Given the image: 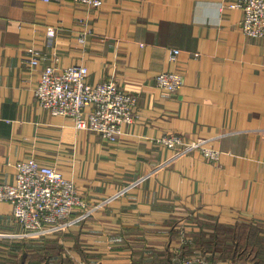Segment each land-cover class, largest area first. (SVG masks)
<instances>
[{"label":"crops","instance_id":"obj_1","mask_svg":"<svg viewBox=\"0 0 264 264\" xmlns=\"http://www.w3.org/2000/svg\"><path fill=\"white\" fill-rule=\"evenodd\" d=\"M235 1L0 0V182L34 156L87 203L84 215L28 231L0 201V264H178L197 251L202 223L264 229V38L244 33ZM84 23L93 33L80 42ZM77 63L92 84L115 80L137 96L139 117L118 141L39 104L43 69ZM162 71L181 72L182 89H161ZM171 134L205 140L220 159L168 147Z\"/></svg>","mask_w":264,"mask_h":264},{"label":"built area","instance_id":"obj_2","mask_svg":"<svg viewBox=\"0 0 264 264\" xmlns=\"http://www.w3.org/2000/svg\"><path fill=\"white\" fill-rule=\"evenodd\" d=\"M88 7H98L103 0H69ZM231 7L243 11L241 28L247 36L264 38V0H236ZM80 42H85L93 29L84 23ZM55 28L49 27V34ZM180 49L169 50V60L175 62ZM198 55V53L196 54ZM39 59L33 56L31 64ZM156 84L167 92H178L184 85V77L178 71H162L156 76ZM39 104L54 115L74 119L78 130L97 132L110 142L119 140L123 127L139 117L138 98L115 80L98 84L89 81V69L77 63L67 67L47 65L35 88ZM161 141L180 153L200 150L211 161L220 159L221 151L207 146L206 141H185L178 134L166 135ZM16 179L13 183L0 182V201L10 202L15 220L28 231H42L58 227L72 219L77 211L86 213L87 203L75 183L64 177L59 168L41 163L34 156L16 163ZM191 243V241H190ZM178 264H210L207 255L195 252L184 256Z\"/></svg>","mask_w":264,"mask_h":264},{"label":"trees","instance_id":"obj_3","mask_svg":"<svg viewBox=\"0 0 264 264\" xmlns=\"http://www.w3.org/2000/svg\"><path fill=\"white\" fill-rule=\"evenodd\" d=\"M203 229L194 234V246L197 251L200 249L203 253L210 254V258L215 259L218 251L228 252L223 254L224 259L230 258L228 261L236 262L237 259H248L250 257L255 258L251 261L252 264H264V243L263 238L258 237L257 234L264 233V229L256 223L239 222L234 225H225L217 221H210L202 223ZM226 228L225 232L229 236L226 239L229 244L224 247H220L218 240L221 238L219 228ZM208 228V230L204 229ZM223 245V243H222ZM212 254L208 251V249ZM222 248V249H221ZM239 257V258H237ZM251 259V258H250ZM216 261V260H214Z\"/></svg>","mask_w":264,"mask_h":264},{"label":"rangeland","instance_id":"obj_4","mask_svg":"<svg viewBox=\"0 0 264 264\" xmlns=\"http://www.w3.org/2000/svg\"><path fill=\"white\" fill-rule=\"evenodd\" d=\"M210 223V222H209ZM243 223V222H242ZM219 231H220V233H221V238L218 240V242H219V244H220V247L222 246V247H224V246H227L228 244H229V242H227L226 241V239H228L229 238V236L228 235H226V233L225 232H227L228 230L226 229V228H219ZM261 235H258L257 234V238L258 237H262L263 238V243H264V233L263 232H261L260 233ZM195 241V240H194ZM222 243H223V245H222ZM191 245H194V244H190V246ZM194 248V247H193ZM196 249V248H195ZM222 249V248H221ZM193 250H191L190 248H189V250H187V252L188 253H190V252H192ZM208 251L212 254L213 252H211V248H210V250L208 249ZM195 252H198V253H202V254H204V255H207V258L209 259V263L210 264H252V262L251 261H254V259L255 258H253V257H250L249 258V260L248 259H237L236 260V262H232V261H228L230 258H228V259H224L223 258V254L225 253V255H228V256H231V255H229V254H227L228 252H222L221 253V251H218L217 253H216V256H215V259H211L210 258V254L208 255L207 253H203L200 249L198 250V251H194V252H192L191 254H194ZM186 255H190V254H186ZM185 255V256H186ZM237 258H239V257H237ZM214 260H216V261H214Z\"/></svg>","mask_w":264,"mask_h":264}]
</instances>
